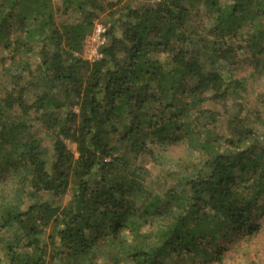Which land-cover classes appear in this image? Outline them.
<instances>
[{"label": "trees", "instance_id": "1", "mask_svg": "<svg viewBox=\"0 0 264 264\" xmlns=\"http://www.w3.org/2000/svg\"><path fill=\"white\" fill-rule=\"evenodd\" d=\"M0 47V264H264V0H0Z\"/></svg>", "mask_w": 264, "mask_h": 264}, {"label": "rangeland", "instance_id": "2", "mask_svg": "<svg viewBox=\"0 0 264 264\" xmlns=\"http://www.w3.org/2000/svg\"><path fill=\"white\" fill-rule=\"evenodd\" d=\"M197 10L199 11L200 14V18L202 19L203 16L205 17L208 13L206 12V7L204 4L201 3L200 6H198ZM203 21V20H202ZM96 25H101L102 27L103 24L96 22ZM105 28V27H104ZM95 31H93L92 35L88 38H86L85 42H84V47H83V51H82V57L85 58L87 60V57L89 56L87 50L92 48L95 45ZM94 39V41H93ZM4 55V51L2 50V48L0 47V58ZM220 70L223 72V74H226L227 71H230V75L233 76V78H242V77H247L250 73H251V68L249 67V65L247 64L246 61L241 60L239 62V66L238 67H232V66H220ZM249 85H248V102L250 103L249 105H247V113H249L250 111H252L251 107H254L255 109H257V117L260 118V120L263 122L264 121V103L262 104H257L256 102V96L258 94H263L264 93V78H260V79H256V81H249ZM255 111V110H253ZM68 148L73 151L74 150V146L73 145H68ZM143 166H145L146 163H142ZM254 250H257V255L259 256L258 260L260 262L264 261V246H255ZM185 263L188 262V257H184L183 258ZM173 258H168L167 262L173 264ZM179 264H182V262H180Z\"/></svg>", "mask_w": 264, "mask_h": 264}, {"label": "built area", "instance_id": "3", "mask_svg": "<svg viewBox=\"0 0 264 264\" xmlns=\"http://www.w3.org/2000/svg\"><path fill=\"white\" fill-rule=\"evenodd\" d=\"M94 34H95V41L93 39V41L95 42V45L88 49L87 52L89 53L87 60L89 61H94L98 58L99 55V48L105 43V36H104V32H105V28L102 27L101 25H96L94 27Z\"/></svg>", "mask_w": 264, "mask_h": 264}]
</instances>
